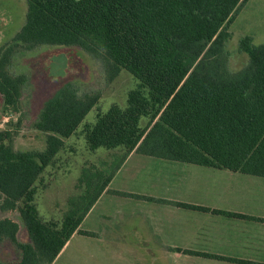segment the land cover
I'll list each match as a JSON object with an SVG mask.
<instances>
[{
    "label": "trees",
    "instance_id": "1",
    "mask_svg": "<svg viewBox=\"0 0 264 264\" xmlns=\"http://www.w3.org/2000/svg\"><path fill=\"white\" fill-rule=\"evenodd\" d=\"M243 2L26 0L23 26L0 48V118L7 110L18 114L9 128L0 129V264H52L75 232L94 235L80 225L132 152L264 178V43L253 44L251 36L241 40L250 60L237 71L229 68L226 49ZM41 48H47L42 56L48 57V68L54 58L63 56L69 66L72 59L80 60L76 53L85 52L102 59L107 82L123 69L139 81L128 92L125 107L112 104L97 114L94 124L85 125L90 150H123L100 166L83 167L77 183L82 192L68 197L60 222L40 215L37 182L102 95L80 92L65 82L44 102L33 123L43 136V147L16 148L29 78L13 72L11 65L15 55ZM143 118H148L144 127Z\"/></svg>",
    "mask_w": 264,
    "mask_h": 264
},
{
    "label": "rangeland",
    "instance_id": "2",
    "mask_svg": "<svg viewBox=\"0 0 264 264\" xmlns=\"http://www.w3.org/2000/svg\"><path fill=\"white\" fill-rule=\"evenodd\" d=\"M25 20L26 0H0V48L13 38L23 26ZM231 32V37L226 44L229 54L228 65L232 71H237L246 66L250 60L249 55L241 49V40L246 36H251L253 44L264 43V0H249L232 24ZM46 49L41 48L19 53L15 55L11 65L13 72H24L29 78L23 94L26 114L23 125L19 128V134L15 137L14 144L16 148L39 149L43 147V136L34 129L33 123L44 102L65 82H69L80 92L101 91L102 95L96 106L87 114L77 132L65 139V146L37 182L36 204L42 218L60 222L67 208L68 197L82 192L81 189L77 188V183L83 167L91 164L100 166L103 161H110L113 154L121 153L123 150V148L106 149L103 147L90 150L84 134L85 125L94 124L97 114L106 112L112 104L125 107L128 92L137 87L139 81L129 71L123 69L112 82H107L102 59L85 52H73V54L79 55L80 60L75 61V59H72L69 66L67 63L62 62L64 61L63 56L57 59L54 58L48 68V57L42 56ZM66 67H69L68 71ZM58 75H61V77H58ZM1 110L2 99H0ZM17 118V113L10 110L4 111L0 118V129L9 128V121H16ZM147 123L148 118L141 120L143 127ZM121 173L113 186L120 188L122 193L114 196L109 195L107 199L112 207H126L127 212L125 214L127 217L143 216L136 209L137 206L142 207L153 204L152 200L145 199L142 196H149V198L153 196L164 197L172 193L174 184L177 185V188H186L189 180L182 179L184 173H201L192 176L191 181L208 180V177L203 173L247 175L227 169L169 161L142 154H136ZM170 173L181 174L173 177ZM247 177L264 180V178L251 175ZM179 178H181L180 185L178 184ZM224 180L227 181L225 185L218 186V196L222 198L221 200H236L234 197L237 193H240L241 200H248L250 196L264 195V188L260 185H251L249 193L244 194L245 185L234 184L232 179L229 178ZM126 192L132 193L133 196L123 194ZM136 194L141 196H135ZM238 204L240 208H244L243 202L238 201ZM131 208L135 210H129ZM98 212L99 209L94 212L92 217H99Z\"/></svg>",
    "mask_w": 264,
    "mask_h": 264
},
{
    "label": "crops",
    "instance_id": "3",
    "mask_svg": "<svg viewBox=\"0 0 264 264\" xmlns=\"http://www.w3.org/2000/svg\"><path fill=\"white\" fill-rule=\"evenodd\" d=\"M248 1L244 0L241 11ZM136 154L132 152L128 156L110 182L109 191L103 192L82 221L79 229L95 234L75 232L52 264H240L185 250L264 263V220L226 216L212 211L219 209L264 218V195L241 200L240 193H237L234 198L243 202L244 208H240L236 200H221L218 196V186L227 182L224 179L245 185L244 194L249 193L251 185L264 188V180L247 177L248 174L203 173L208 180L191 181L192 176L201 173H184L182 179L189 180L186 188H177L174 184L172 193L164 197L153 196L150 199L143 196L153 204L137 206L143 216L127 217V208L112 207L107 196L118 195L115 191H121L113 184ZM170 174L175 177L181 173ZM180 182L181 178L178 179L179 185ZM178 202L211 210L190 209ZM98 209L99 217L93 218Z\"/></svg>",
    "mask_w": 264,
    "mask_h": 264
}]
</instances>
